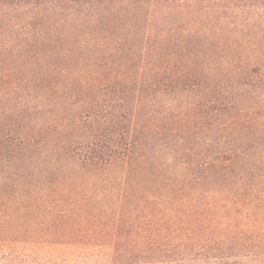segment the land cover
<instances>
[{
    "label": "trees",
    "instance_id": "trees-1",
    "mask_svg": "<svg viewBox=\"0 0 264 264\" xmlns=\"http://www.w3.org/2000/svg\"><path fill=\"white\" fill-rule=\"evenodd\" d=\"M28 242L264 264V0H0V264H67Z\"/></svg>",
    "mask_w": 264,
    "mask_h": 264
},
{
    "label": "rangeland",
    "instance_id": "rangeland-1",
    "mask_svg": "<svg viewBox=\"0 0 264 264\" xmlns=\"http://www.w3.org/2000/svg\"><path fill=\"white\" fill-rule=\"evenodd\" d=\"M12 247L16 249L18 253L31 255L33 260L40 262L46 260H52L55 262L67 260V264H76L75 258L78 255L77 252L71 250L77 247L74 248L69 244L28 242L12 244Z\"/></svg>",
    "mask_w": 264,
    "mask_h": 264
}]
</instances>
